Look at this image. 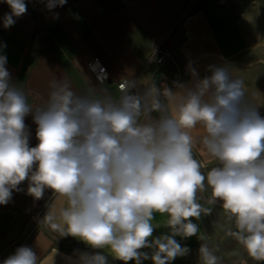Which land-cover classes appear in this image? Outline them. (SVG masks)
I'll use <instances>...</instances> for the list:
<instances>
[{
  "label": "clouds",
  "instance_id": "clouds-1",
  "mask_svg": "<svg viewBox=\"0 0 264 264\" xmlns=\"http://www.w3.org/2000/svg\"><path fill=\"white\" fill-rule=\"evenodd\" d=\"M4 2L11 9L3 18L7 28L27 6ZM6 63L0 54V205L28 180L34 199L50 189L62 200L41 221L61 237L106 249L124 264L149 258L169 264L188 253L175 237L197 235L192 218L209 213L200 194L210 189L208 202L220 201L234 224L229 235L253 261H264V117L245 101L243 81L227 66L211 67L210 76L176 91L152 82L133 92L137 84L125 79L118 98L92 87L78 95L54 80L47 104L33 110L23 89L10 84ZM29 113L37 124L35 147L24 123ZM196 149L213 161L206 172ZM157 213L167 216L171 234L151 239ZM145 248L153 249L151 257ZM199 255L201 264H217L207 244ZM3 264H38V257L22 246ZM79 264H107V256L83 254Z\"/></svg>",
  "mask_w": 264,
  "mask_h": 264
},
{
  "label": "crops",
  "instance_id": "crops-1",
  "mask_svg": "<svg viewBox=\"0 0 264 264\" xmlns=\"http://www.w3.org/2000/svg\"><path fill=\"white\" fill-rule=\"evenodd\" d=\"M25 4L26 13L13 17L15 23L5 28L3 18L11 9L0 0V54L7 57L10 84L23 89L33 110L47 104L52 90L49 85L54 80L67 82L78 95L92 87L98 94L112 97L113 83L122 78L135 81L133 92H143L152 82L160 87L155 78L158 71L174 82L178 73L175 62L160 65L152 54L176 26L174 61L183 62L185 77L176 81L173 91L176 85L192 87L204 73L211 72V67L235 57L246 59L251 66H264V10L255 7L231 13L208 0L186 14L193 0H65L62 4L57 0H25ZM93 57L107 69L108 82H98L87 66ZM24 123L29 146L35 147L39 141L33 113L24 118ZM195 154L206 172L205 167L213 161L200 149ZM28 184V180L22 182L19 190L12 191L9 203L0 205V264L22 246L32 248L38 264H79L83 254L97 252L107 256V264H119L120 260L106 249H93L76 237H61L41 222L49 206L59 208L62 200L50 189L36 200L28 194ZM200 196V203L209 209L208 198L203 193ZM206 215L202 213L199 220L192 218L199 228L197 235L175 237L188 252L203 235ZM166 220V215H154L151 239L171 234ZM37 222V228L27 237ZM141 251L151 257L153 249ZM184 256L169 264L178 263ZM141 264L153 261L142 259Z\"/></svg>",
  "mask_w": 264,
  "mask_h": 264
},
{
  "label": "rangeland",
  "instance_id": "rangeland-1",
  "mask_svg": "<svg viewBox=\"0 0 264 264\" xmlns=\"http://www.w3.org/2000/svg\"><path fill=\"white\" fill-rule=\"evenodd\" d=\"M215 7L227 10L231 13L243 11L246 8H258L264 10V0H211ZM178 40V27L176 26L168 39L160 46V52H168L164 56L165 62H175L177 67V79L170 82L167 74L158 71L155 74L156 82L160 83L165 80L171 84V88L176 81L185 77L181 66L183 62L174 61V53L176 42ZM164 62V63H165ZM176 64V65H175ZM219 66H227L233 79L243 81L245 90V101L255 108L261 117H264V66H251L247 64V60L240 57H235L225 61ZM218 67V66H217ZM211 72L204 73V77L210 76ZM196 155V154H195ZM197 158V156H196ZM213 166V163L205 168ZM208 200L210 199L211 190L207 189L202 192ZM210 211L206 215L203 225V239L194 246L178 263L176 264H201L199 248L202 243L213 251L218 257L217 264H264V261H253L246 253L244 248L237 242V240L229 235L230 231H234V224L231 223L222 210L221 202L217 201L215 204L210 203ZM108 260V259H107ZM119 264H124L120 261ZM129 264V263H128Z\"/></svg>",
  "mask_w": 264,
  "mask_h": 264
},
{
  "label": "built area",
  "instance_id": "built-area-1",
  "mask_svg": "<svg viewBox=\"0 0 264 264\" xmlns=\"http://www.w3.org/2000/svg\"><path fill=\"white\" fill-rule=\"evenodd\" d=\"M207 1L208 0H193V5L190 8H188V10L186 11V14L191 12V11H193L194 9H196L197 7H199L200 5L204 4ZM173 30H174V28H172V32H173ZM167 39L168 38H166L163 42H165ZM162 43H160L159 45H157L154 48V51H153V54H152V58H154L156 60V62L158 64H160V65L165 62L164 56L168 55V52H161V55H159L157 57V55L160 52V46L162 45ZM87 66L91 69L94 77L96 78V80L98 82H100V83L108 82L110 75H109L107 69L105 68V66L100 65L98 63V58L97 57H93L91 60H89L87 62ZM125 79L131 80L129 78H122L119 81L113 83V87H114V91H115V94H114L113 98H118L119 97V95H120L119 84ZM132 81H134V80H132ZM165 85L167 87L171 88V84H168L166 82V80H165V77H164V82L160 83V87L165 86ZM37 224H38V222L35 224V226H33L31 228V230L28 232L27 237H29L33 233V231L37 228Z\"/></svg>",
  "mask_w": 264,
  "mask_h": 264
},
{
  "label": "trees",
  "instance_id": "trees-1",
  "mask_svg": "<svg viewBox=\"0 0 264 264\" xmlns=\"http://www.w3.org/2000/svg\"><path fill=\"white\" fill-rule=\"evenodd\" d=\"M192 12V11H191ZM190 13V12H189ZM188 14V13H187Z\"/></svg>",
  "mask_w": 264,
  "mask_h": 264
}]
</instances>
